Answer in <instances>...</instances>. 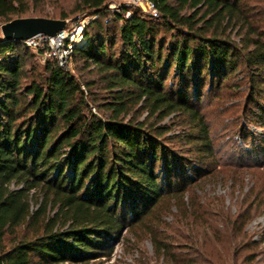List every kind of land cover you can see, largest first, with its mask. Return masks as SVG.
<instances>
[{"label": "trees", "instance_id": "1", "mask_svg": "<svg viewBox=\"0 0 264 264\" xmlns=\"http://www.w3.org/2000/svg\"><path fill=\"white\" fill-rule=\"evenodd\" d=\"M45 1L0 0V25L54 18L39 8ZM111 1L77 0L74 13L97 18L75 45L71 68L57 58L40 65L42 50L0 36V264L110 257L124 232L148 222L166 198H184L188 169L216 171L209 119L196 104L208 79L218 94L238 91L231 83L241 69L244 115L264 128V26L254 0H152L157 16L127 6L112 13ZM176 126L182 132L170 134ZM237 206L217 215L234 243L264 210V184Z\"/></svg>", "mask_w": 264, "mask_h": 264}, {"label": "rangeland", "instance_id": "2", "mask_svg": "<svg viewBox=\"0 0 264 264\" xmlns=\"http://www.w3.org/2000/svg\"><path fill=\"white\" fill-rule=\"evenodd\" d=\"M147 1L112 0L108 7L112 13L120 11L123 6L137 7L151 15ZM76 2L77 0H46L39 8L56 19L63 13H68V29L77 33L82 24V34H86L97 17L74 13ZM253 4L261 26H264V0H254ZM233 37L239 42L237 31H234ZM74 38L70 40L74 43L81 42L80 34ZM34 61L42 65L47 57L37 55ZM67 62L69 63V59ZM67 62L64 66L71 68L73 64ZM244 79V73L239 69L231 83L237 85L239 90H225L218 94L216 83L213 87L210 78L201 102L196 103L207 114L215 150L222 165L207 176L188 169L193 181L187 185L184 198H166L148 222L142 226L135 225L124 232L110 257L99 258L91 264H175L174 261H177L176 264H264V210L254 215L246 226V237L240 236L237 243L231 239L228 227L217 216L225 214L229 209L231 214H235L238 210L237 202L243 199L252 186L262 187L264 184V128L255 122L249 123L244 115L248 89ZM193 92L194 89H191L190 95ZM240 92H243L242 95ZM92 110L99 112L97 108ZM255 119L258 121V118ZM172 122L173 120L167 119L164 123L171 125ZM180 132L182 128L176 126L170 134ZM181 143L177 141L175 147L179 146L185 152L191 150L190 146ZM194 152L190 151V154H195ZM243 163L253 167H241L239 164ZM165 174L166 171H163L162 175ZM33 199L35 200V196ZM193 203H198V213L193 212ZM33 208L36 209L37 205H33ZM149 226L156 227L154 230L158 231V239L149 232ZM158 242L167 245L165 251H159ZM249 254L254 259L245 261Z\"/></svg>", "mask_w": 264, "mask_h": 264}, {"label": "water", "instance_id": "3", "mask_svg": "<svg viewBox=\"0 0 264 264\" xmlns=\"http://www.w3.org/2000/svg\"><path fill=\"white\" fill-rule=\"evenodd\" d=\"M69 23L68 18L19 17L2 23L0 29L6 40L25 41L39 34L54 37L65 30Z\"/></svg>", "mask_w": 264, "mask_h": 264}, {"label": "built area", "instance_id": "4", "mask_svg": "<svg viewBox=\"0 0 264 264\" xmlns=\"http://www.w3.org/2000/svg\"><path fill=\"white\" fill-rule=\"evenodd\" d=\"M148 7L151 9L153 16L158 15V10L155 6V3L152 0L147 1ZM84 30V25H79L78 30L71 31L68 27L62 32L58 33L54 37H49L45 34H39L32 38L25 40L24 42L27 46L40 49L44 52V55L47 58H57L61 65H64L69 59L70 55L73 52V49L76 44H81L85 40V33L82 34ZM80 34L79 41L80 43H74L70 39H75L76 35Z\"/></svg>", "mask_w": 264, "mask_h": 264}]
</instances>
